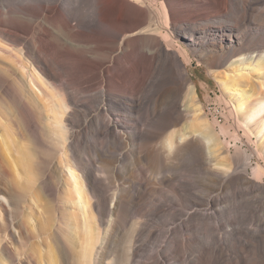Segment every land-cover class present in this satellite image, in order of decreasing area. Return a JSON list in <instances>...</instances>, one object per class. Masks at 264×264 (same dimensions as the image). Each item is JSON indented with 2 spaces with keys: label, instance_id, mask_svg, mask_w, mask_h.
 Wrapping results in <instances>:
<instances>
[{
  "label": "bare ground",
  "instance_id": "obj_1",
  "mask_svg": "<svg viewBox=\"0 0 264 264\" xmlns=\"http://www.w3.org/2000/svg\"><path fill=\"white\" fill-rule=\"evenodd\" d=\"M193 60L222 68L232 108L244 111L235 121L260 117L263 137L264 0H0L1 144L16 151L12 160L0 155L5 230L21 207L48 198L43 232L62 264H113L105 260L110 238L131 217L139 226L124 264L149 242V264H163L159 237L185 251L198 236L197 260L205 257L190 264H264V149L240 152L200 128L199 109L186 101ZM125 160L137 165L128 176ZM174 160L206 177L199 189L188 178L173 186L174 203H183L175 210L155 202L151 181L169 182L162 172ZM162 215L160 235L148 229L140 243L139 228ZM3 246L9 264H23Z\"/></svg>",
  "mask_w": 264,
  "mask_h": 264
},
{
  "label": "rangeland",
  "instance_id": "obj_2",
  "mask_svg": "<svg viewBox=\"0 0 264 264\" xmlns=\"http://www.w3.org/2000/svg\"><path fill=\"white\" fill-rule=\"evenodd\" d=\"M188 68L192 74V80L190 83L194 85V93L192 95H187L186 101L195 109H199L200 115L202 116V121H199L200 128L204 131H207L208 129L211 130L213 135H215L219 140L227 142L231 149L237 148L240 152H250V147L256 146H260L264 149V136L262 137L261 135L256 134V123L260 117L253 116L251 118H247L240 125H238V122L235 121V118L242 116L244 111L232 108V105H237V99L223 85V73H219L222 68H211L205 63L198 64V61L196 60H193V62L188 64ZM212 69L214 71H212ZM263 104L264 100H261L258 103L261 107H263ZM0 114H2V111H0ZM3 131H5V127L3 125V119H0V155L3 156L4 153L7 159L12 160V158L16 155H14L16 152L15 147L11 143V148L13 149V153L11 154L8 151H6L7 154L3 151V145L1 144ZM205 141L207 140H204V143ZM103 160H105V158L100 157V162ZM251 162L254 164L256 162V158L252 157ZM135 167H137V165L134 163V160H125L120 173L124 176H128L129 173H131V170ZM162 173L169 179V182L160 184L156 179L157 175L152 174L151 181L153 186L159 191V193L155 195V202L163 204V206L166 205L169 209L173 210L183 207V203H181V205H176L174 203L176 201V195H174L175 193L173 191L174 185H176L179 181H183L184 178H188L192 181L194 186L192 189L195 187L196 189H199L201 185L206 183L205 175L198 168L191 166L187 160H174L168 163V168ZM120 177L122 181L125 179L123 176ZM157 196L161 198V203L156 200ZM150 200L151 199L144 198L140 204H142V207H147ZM176 202L179 203V201ZM0 203H3L7 208H10L7 198L1 194ZM230 204L231 200L227 197H224L220 204L221 207L226 209L227 216H231L234 213ZM20 209L21 211L18 209L19 211L15 212L17 215H12L14 220H12V224L7 226V230H5L2 220L3 211L0 207V227L2 228L0 229V249H2V251L0 250V264H9V260L3 253V245H7L10 252L9 254L13 255V263H17V261L21 259L23 264H34L32 261L35 263L37 262L38 264H53L51 256L54 255L57 264H62L61 250H56L49 234L45 235L43 232L44 228L48 227L47 224L51 219L48 198L40 200L39 208L36 206H23ZM160 218L161 219L148 220L146 226L142 225L139 228L143 229L139 236L140 243L144 241V235L148 229H155V236L160 235L161 231L168 222L165 215H162ZM137 221L138 217L129 218V220L126 221L121 228L117 229L112 234L109 247L107 249L109 256L106 255L105 257L108 258L105 260L109 259L113 264L126 263V244L128 236L132 231L133 226H139V224L136 223ZM22 222L25 224L24 226L21 225ZM12 232L14 233L13 235ZM70 235L67 237V241L69 239V246L71 248L73 247L74 250L78 249L75 248V246L78 247V242H76L77 240L73 235ZM159 240H161L160 244L163 247V256L165 257L163 264H190V262L194 260L199 262L200 259L205 257L204 256L197 260V256L199 255L197 248L200 247L202 242H204L203 236H198V238L196 237L193 239L190 244V248L185 251L180 250L176 246H170V244L168 245V237H159ZM152 241H154V239L151 240V242ZM72 243L75 245H72ZM151 246L152 243L150 242L144 244L139 252V255L135 257L134 262L132 261L131 264L151 263L153 255L155 254V250L152 249ZM251 254V251H247L245 254L248 262L252 256ZM209 255H212L211 252H209ZM228 255L229 252L224 249L222 255L217 257L216 260L221 263H225L228 259Z\"/></svg>",
  "mask_w": 264,
  "mask_h": 264
}]
</instances>
